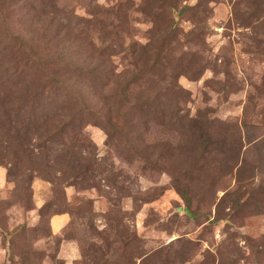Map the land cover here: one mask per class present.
I'll return each instance as SVG.
<instances>
[{
    "label": "rangeland",
    "instance_id": "1",
    "mask_svg": "<svg viewBox=\"0 0 264 264\" xmlns=\"http://www.w3.org/2000/svg\"><path fill=\"white\" fill-rule=\"evenodd\" d=\"M175 1L0 0V264H264V0Z\"/></svg>",
    "mask_w": 264,
    "mask_h": 264
},
{
    "label": "trees",
    "instance_id": "2",
    "mask_svg": "<svg viewBox=\"0 0 264 264\" xmlns=\"http://www.w3.org/2000/svg\"><path fill=\"white\" fill-rule=\"evenodd\" d=\"M164 3L167 4V6H169L171 8V11L174 14V20H175L174 23L178 24L179 19L181 18V15L184 16L186 14L185 8L188 10V6H184V8L181 9V11H178V10L176 11L175 10V8H176V1L175 0H173V2H171L170 0H165ZM0 5H1V3H0ZM3 14H4V12L1 9L0 10V17ZM2 19H3V17L0 18V20H2ZM51 40H49L48 43L51 42ZM79 40H81V34L76 36V40H65V41H63V43H60L59 45L54 44L52 46V48L48 47L46 49V51H44V52L37 51L38 52L37 54L47 53L49 55V58L47 59V61L49 62V64L51 66H48L50 68L47 67L48 69L43 73L46 77H53V79L55 81H57L58 84L65 86V87H70V85L68 83L69 74H67V71L64 70L63 67L64 68L66 67V69H69L70 66H73V67H77L80 70L90 71L94 75L99 74L100 76L101 75L104 76V75L109 74L111 72L110 69H107V67L102 65V62L96 61V60L88 61L84 57H81L80 54L81 53L83 54V50H82L83 48L81 46V41H79ZM19 42L22 44L27 43L28 44L27 47L28 48L30 47L29 40L26 39L25 37H21ZM35 48L37 49V47H35ZM34 51L36 54V50H34ZM106 78H110V77H106ZM127 80H128V77L126 79H124L125 82ZM126 89H128V87H126ZM73 90H75V89L73 88ZM76 91H79V90L76 89ZM136 97L137 96H135L134 98H136ZM129 98H130L129 94H127L124 91V93L122 94V97L120 98V100L118 102L119 108H122V106L124 105L123 101L127 100ZM137 99L140 100L139 101L140 104L144 103L147 105L150 103V102L140 98L139 96L137 97ZM151 104H154V103H151ZM98 109H99L98 112L104 116V119L109 118V121L112 119V117L110 116V113L104 107H99ZM120 111H121V109H120ZM112 112L114 114L116 113L113 110H112ZM169 112H170V108H169ZM173 115H176V114H174V112H173ZM110 123H113V122H110ZM209 132L210 131H208V133L206 135H202V138L204 140L209 139V137H207V136H209ZM68 133H69V125H68Z\"/></svg>",
    "mask_w": 264,
    "mask_h": 264
}]
</instances>
